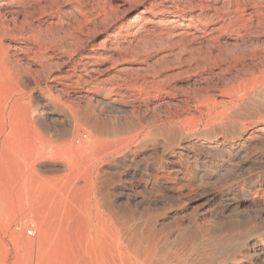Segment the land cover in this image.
<instances>
[{
    "label": "rangeland",
    "instance_id": "obj_1",
    "mask_svg": "<svg viewBox=\"0 0 264 264\" xmlns=\"http://www.w3.org/2000/svg\"><path fill=\"white\" fill-rule=\"evenodd\" d=\"M7 1L11 7L18 4L19 9L7 12L1 1L0 24L17 12L20 19L16 24L86 26L74 35L80 41L68 38L61 47L52 48L50 56L26 48L16 52L20 58L14 65H20L19 70L31 79L19 94L23 101L14 110L9 99L13 86L0 80V264H264V254L251 251L247 258L237 255L246 237L258 240L264 230V148L251 154L238 152L240 137L230 123L241 126L264 118V108L258 107L264 102L263 86L247 94L248 117L219 114L234 106L235 102H230L209 109L198 119L197 102L210 97L220 103L227 101L222 75L181 69L170 84L174 93L146 100L114 94L91 97L75 94L73 89L62 93L54 78L73 69L84 71L89 60L110 74L117 75L118 68L135 70V57L128 63L117 60L112 64L106 56L118 58L125 52L123 48L130 55L139 52L141 49L132 47L130 41L146 20H157L163 26L176 24L181 31L186 30L185 24H264V0ZM152 8L158 12L153 13ZM204 11L210 15L201 20L199 15ZM221 40L232 38L223 36ZM252 40L263 44L264 34ZM143 56L147 63L153 61L146 52L138 58ZM58 96L68 105L85 106L91 99L93 120L102 118L99 121L119 126L130 121V130L92 138L89 127L78 128L74 119L68 120L60 112L68 109L66 105L52 103ZM208 107L212 108L211 102ZM29 109L36 110L47 123L50 119L53 130L44 132L35 125L32 132L24 115ZM168 115L175 116L166 121ZM171 126L183 132L179 145L168 140ZM161 127L167 128L166 133ZM121 139L128 144L116 149ZM72 216L77 221L70 223L71 235L59 237L57 219ZM89 221L98 226L97 234L90 236L98 239L94 247L88 244L89 236L83 229ZM139 250L141 253L136 252Z\"/></svg>",
    "mask_w": 264,
    "mask_h": 264
},
{
    "label": "bare ground",
    "instance_id": "obj_2",
    "mask_svg": "<svg viewBox=\"0 0 264 264\" xmlns=\"http://www.w3.org/2000/svg\"><path fill=\"white\" fill-rule=\"evenodd\" d=\"M1 1H3V5L5 6L4 9L7 12L16 11L15 9H17L18 4L15 6L13 5V7H11L10 5H8L9 3L7 0H0V2ZM17 2L20 3L19 0H16V3ZM29 2H31V1H29ZM26 3H27V1H26ZM200 6H202V5L199 4V7ZM206 8H208V7H206ZM255 10H254V13H255ZM256 11L257 12L255 14L258 13V10H256ZM152 12L156 13V12H158V10L154 11V9L152 8ZM15 13H16V15L11 13V14H13V17L11 18V16H9L10 19L8 17H4V19H3L4 24H0V80H3V82H6L7 84L13 86V94L9 98L11 100V110H14L15 108H17L18 105H20V103L23 101L22 97H20L19 94L22 93L23 88H25L28 85L27 83L31 79L30 74L27 75V73H25V71L23 72V71L19 70L20 65L18 67H17V65L16 66L14 65L16 62H18L17 61L18 56H17L16 52H18V51L22 52L24 50L23 48H26L30 51H33L34 54L39 53L40 55L46 54V55L50 56L51 54H49V53H50L52 48L54 49L55 46H57V45L58 46L63 45L62 44L63 41L68 39V38H70V40H74L76 38L74 36L76 34V31H81V33H82V30H84L83 28H85V26H86V24H16V22H17L16 20L20 19V18H18L20 14L18 15L17 12H15ZM23 14H25V13H23ZM209 15H210L209 13H205V11H204V13H202V12L200 13L199 18H201V20L202 19L205 20L209 17ZM11 19H13V23L11 22L12 24H10ZM23 19H25V18H23ZM21 20H22V18H21ZM18 22H20V21H18ZM138 26H139V29H138V31L134 32L132 40L130 41L131 42L130 45L131 46L136 45L135 47H139L138 50L141 49L139 52L135 48L137 52L134 54L131 53V55H130V53H128V51L126 52L127 49L123 48L124 45L119 42L118 44H121L123 46V47H121V46L120 47L125 49V52L122 51V53H120L119 56L117 54L118 58L117 57L114 58L112 55L106 56V58L108 57V59L111 60L112 64L118 63L117 60L122 61L124 63H128V62H131V60L135 57L134 59L136 60V63H138V66L135 70L117 67L118 68L117 75H115L113 73L110 74L109 72H105L103 69H100L99 63L94 64L89 60V61H86V63H85V65H87L89 68L87 67L88 69L86 68L84 71H80V70L76 71L73 69V70L68 71V72L57 73L54 75V78L57 79L61 85L60 89H61L62 93L63 92L69 93L68 89H73L76 92L75 94L83 93V95L85 94V96L87 95V96H91V97L94 95L95 96H98V95L107 96V95H109V97H110V94H114L115 96H117V97L120 96L121 98L124 95H127V96L132 95L133 97H136V98L139 97V98L144 99V100L150 99V98H158V97L160 98L161 96L162 97L164 96V98H165V96H169L172 93H174L172 91L174 86L171 87V85H170L172 80H173V77L176 78L177 75L181 74V69H184V71L185 70L187 72L192 71V72L197 73V74H207V73L217 74V75L220 74V76L222 75L223 77L226 78L225 79L226 82L223 85L222 92H224L225 95H227L226 96L227 101H225V102L223 101V103H220L214 97H210L208 99H202V101H199V102H197L195 99V102L198 103L197 105L198 106L200 105V109H199L200 115H199V117L197 116L198 119H200L201 116L206 114V112L209 109H214V108L221 106L224 103L226 104V103H230V102H235V104L233 103L234 108L231 107V105H230V108L226 107V109H228V110L223 108V109H225V112H219V114L225 115V117L230 115L231 117L236 116V117L242 118L244 116H247L249 113L250 107H248V104L246 103V100L248 99L247 94L249 92H251L253 89H255V88L259 89V87L263 86L262 91H263V95H264V43L259 44V43H256V41L252 40V38H254V36H256L257 34L258 35L262 34V33L264 34V24H185L184 26H185L186 30L181 31V29H177L176 24H167V25L163 26L162 24H159V22L157 20L153 19V20H146L143 22V24H139ZM91 30H90V32H91ZM128 34H129V32H128ZM138 34H140V36H139L140 39L137 37ZM223 36L224 37H230V38H232V40L223 41V40H221ZM77 37H80V36L78 35ZM141 37H142V40H141ZM76 39L78 40V38H76ZM80 40H78V41H80ZM71 43H72V41H71ZM74 45H75V43H74ZM126 46H127V48L130 47V46H128V44ZM59 47H61V46H59ZM120 47H119V49H120ZM123 49H120V50H123ZM128 49H133V48L130 47ZM145 52L147 53V55H150L151 58L153 59V61H151V63H147L144 60L145 59L144 56L140 57V58H143L141 60H140V58H138V55L140 53H145ZM88 58H90V57H88ZM106 58H103L104 61ZM107 68H108V66H107ZM105 70H107V69L105 68ZM115 71H116V69H115ZM47 74L46 75L48 78L51 75V72H49ZM37 80H38V77H37ZM32 81H34V80H32ZM208 95L210 96V94H208ZM87 98H89V97H87ZM203 98H205V97H203ZM56 100L57 101L52 102L55 106L57 104H59V105L64 104L68 107L69 110L68 109H65V110L60 109V112L63 113L65 118L68 120L74 119V123L77 124L78 128H83L82 126L89 127L90 130L88 132L91 135V137L95 138V139L101 135L102 136L103 135H105V136H117L119 134H125L126 132H128L130 130V127L132 125V123L130 121L129 122L127 121L126 123H124V125H120V126L116 125L115 123H111L109 121H106L108 123H106V122L104 123L103 121H99L102 119L100 117H98V118H100L99 120L98 119L93 120L92 117L94 116L93 115L94 111H93V103H92L93 101L91 99H88L87 101H85L86 102L85 106H80L79 104L68 105L69 102L64 103L63 101H61L59 96L57 97ZM134 100H135V98H134ZM66 101H68V100L66 99ZM78 101H79V99H78ZM209 102L212 103V108L208 107ZM251 103H253V102H251ZM38 104H40V103H38ZM48 106H49V104H48ZM260 106H262V108H264V102H262L258 107H260ZM40 108H41V110H43L42 107H40ZM196 108H198V107H196ZM51 110H53V109H51ZM185 111H186V108H185ZM188 111H187V113H188ZM40 112L43 113V111H40ZM46 112H48V111H46ZM209 112H210V110H209ZM263 112L264 111H262V113ZM250 114H251V112H250ZM24 115H25L26 119H28L29 122H31L30 124H31V131L32 132L34 130L35 125L40 126L44 132L52 131L53 128L55 127V126L48 124L50 122V119H49L48 123H47V121L42 120L41 116L38 115L36 110H30L29 109V110L25 111ZM158 115H159V113H158ZM175 115H171V117L173 118V116H175ZM45 116H46L45 119H47L48 113H46ZM217 116H218V114H217ZM254 116H253V118H255ZM263 116H261V117H263ZM171 117L168 115V117L166 118V121L170 120ZM208 117H210V116H208ZM219 117H221V116L219 115ZM102 120H104V119H102ZM161 121H162V119H161ZM174 121H172V124L174 123ZM219 121L220 120H218V122ZM197 122L200 123L199 121H197ZM80 123H81V125H80ZM230 123H231V130L238 133V137H240L239 142L241 143V147H240V150L239 149L237 150L238 152H244V153L249 152L250 153L252 151L264 148V118H262V119L258 118V119H255L253 121H250V122L248 120V123L246 125H241V126L240 125L238 126L237 122H230ZM175 126H177V124ZM171 127H169V128H171ZM165 128L166 127H164V130H165ZM171 129L172 130H169V129L167 130V132L169 133L167 135L170 137V138L168 137V140L170 139V141L172 143L177 145L179 143V141L181 140V133H183V132H181L180 128H175V127L173 128L172 127ZM164 130L162 128V131H164ZM155 133H156V131H155ZM186 135H188V134H186ZM7 136H8V134H7ZM188 136H190V133ZM8 138H9V136H8ZM8 138H6V139H8ZM127 144L128 143H126L123 139H121L118 142V145L116 144L117 145L116 149H122V147H124V146L126 147ZM64 145H65V143H64ZM77 145H78V142H77ZM61 147H60V151H61ZM114 147H115V145H114ZM128 151H129V149H128ZM172 153H173V151H172ZM233 155H235V154H233ZM238 157H240V156H238ZM17 163L19 164V162H17ZM70 164H71V162H70ZM28 165H30L29 162H28ZM30 176H31V173H30ZM29 179L31 180V177ZM91 180H92V177H91ZM93 181H94V179L92 180V182ZM23 182H25V181L23 180ZM25 183L27 184V182H25ZM29 183H30V181H29ZM189 185H190V183H189ZM29 190L30 189H28V191ZM25 192L26 191H24V193ZM69 215H67V216H69ZM128 216H130V215H128ZM57 220H56L57 224H58L59 228L61 229L60 230L61 233L58 234L59 237H61V236L64 237L67 235L69 237L72 233V232H70L71 230H69L70 223L73 225V222L77 221L76 218H74L73 216L72 217H59ZM79 224H77V225L80 226ZM80 227H82V226H80ZM80 227H78V228H80ZM83 229H84L85 233H87V235L89 236L88 244H90L92 247L96 246V244L98 242L97 237L95 238V236H93L90 238V236H92L93 233L95 235L97 234L98 226L95 223H93L92 221H89V222L84 223ZM72 231H74L73 228H72ZM74 233H73V235H74ZM82 233H84V232H82ZM41 235L44 237L45 232L42 231ZM248 235H250V234H248ZM77 236H78V234H77ZM32 245H33V242L31 241L30 246L32 247ZM240 247H241L240 250L237 251L238 252L237 255L240 258H247L251 251L264 254V230L260 234V238H258V240H256L255 238H252L250 235L244 239V242L242 245H240ZM133 250H135V249H132V251ZM140 250H141V248H140ZM140 250L136 251V252L139 253ZM148 254L145 256V258L148 256ZM119 256L121 259V255H119ZM137 256L139 257V255H137ZM122 257H124V255H122ZM118 261H120V260H118ZM129 261H130V259H129ZM130 263H131V261L129 262V264ZM106 264H107V262H106Z\"/></svg>",
    "mask_w": 264,
    "mask_h": 264
},
{
    "label": "built area",
    "instance_id": "obj_3",
    "mask_svg": "<svg viewBox=\"0 0 264 264\" xmlns=\"http://www.w3.org/2000/svg\"><path fill=\"white\" fill-rule=\"evenodd\" d=\"M27 232H28L29 234H31V233H32V230H31V229H28Z\"/></svg>",
    "mask_w": 264,
    "mask_h": 264
}]
</instances>
